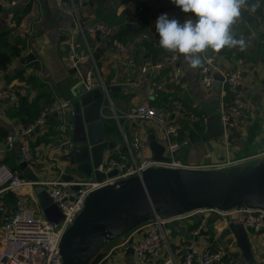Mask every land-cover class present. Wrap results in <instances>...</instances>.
<instances>
[{
	"label": "crops",
	"instance_id": "0c3cea01",
	"mask_svg": "<svg viewBox=\"0 0 264 264\" xmlns=\"http://www.w3.org/2000/svg\"><path fill=\"white\" fill-rule=\"evenodd\" d=\"M171 3L172 0H132L120 5L119 0H93L82 7L80 16L89 22L98 21L99 16H104L110 10H113L115 15L125 17L127 19L125 25L139 24V19L145 15L146 25L137 30V33H123L114 42L93 35H87L85 41L78 32L76 17L69 0H21L14 7L1 9L0 39L5 34V43L15 44L16 40L21 38L25 41L26 47L12 60L6 70H0L4 73L2 81L5 86L17 89L15 97L0 98V126L10 135L26 126L27 121H32L37 112L32 110L21 114V111L32 108L37 103L49 107V100H52L53 104H60L66 100L74 103L86 92L84 77L91 63H80L79 70L76 71L67 67L65 58L71 48L80 53H85L90 48L97 59L98 73L108 88L119 86L110 92V98L118 113L145 99H149L150 102L158 99L157 106L164 99H175L186 109L184 114L176 115V119L185 131L191 127L197 132L194 123L204 126L205 124L201 120L191 122L188 114L194 113L199 117L205 115L209 118L212 115H220L221 99L224 98L223 95L226 96L222 86L220 90L214 87L211 91L202 88L198 75L200 65L190 67L184 58L185 54L177 51L173 52L178 53V63L183 69V76L176 84H167L166 69L150 70L142 75L138 67H133L128 62L130 58H134L138 66L143 63L150 65L161 60L166 54L159 45L155 21L161 13L179 18V10L171 9ZM256 3L262 8V12L258 14L264 19V0H256ZM28 5L31 8L29 13L20 17L21 11ZM16 11H19L17 16L14 14ZM246 15L247 13H240L230 27L234 37H243L245 40L243 50L239 46H225L220 49L222 50L220 53V50L211 48L202 51L217 54L218 63L223 71L237 68L239 61L243 62L240 66L245 75L243 91L247 100V107L241 115L243 130L234 136L229 147L221 137L192 144L181 154V158L187 163L198 165L219 162L225 158L241 160L264 152V28L256 22L257 17L253 16L257 23L254 25V22L246 20ZM185 18L194 17L184 13L183 19ZM143 35H147L148 39H144ZM116 42L125 46L124 53L116 51ZM159 86H162V89H158ZM33 102H36L35 105L29 106ZM105 112L111 114L109 109ZM59 122L58 115L49 117L47 125L28 138L30 148L39 158L37 169L42 176L56 177L66 170L63 168L66 163L62 162L60 157L62 153L53 151L63 142L62 136L55 130ZM133 127L141 130L147 145L146 153L153 156L149 142L150 137H153L162 143L158 129L154 124L145 121H129L125 128L130 132ZM114 134L113 132L110 134L114 145L105 153V157L126 154L127 148L123 138L120 139L121 133L117 137H114ZM5 139L6 137L0 138V164L7 165L21 176L19 167L22 168L24 162L20 152L21 139L16 138L11 151L7 150ZM51 158H57L59 163ZM5 200L7 210L11 212L16 207L18 198L14 193H7ZM2 215L0 212V225L5 220ZM202 219L206 220L202 231L197 236L192 235L194 231L192 227ZM243 219L244 215L240 214L231 220L243 222ZM180 224L190 233V238L170 235L171 244L176 249L214 247L222 249L227 257L234 259L233 264H264V231L258 234L249 232L253 261H246L235 241L220 238L226 223H221V218L216 213L202 212L181 221ZM144 227H139L128 233L126 238L113 242L105 249L97 264H138L134 254L130 255L128 250L124 251L122 244L126 240L142 239L147 231Z\"/></svg>",
	"mask_w": 264,
	"mask_h": 264
},
{
	"label": "built area",
	"instance_id": "2783aa9c",
	"mask_svg": "<svg viewBox=\"0 0 264 264\" xmlns=\"http://www.w3.org/2000/svg\"><path fill=\"white\" fill-rule=\"evenodd\" d=\"M21 0H0V9L14 7ZM76 17L78 32L85 39L87 35L99 36L108 40L114 33V27L98 20L89 22L80 16L82 7L92 3L93 0H69ZM240 13H247L257 17L256 22L264 28V19L258 14L257 8L250 6L245 0H241ZM148 39L147 35H143ZM116 51L124 53L126 48L119 42L115 43ZM163 48V47H162ZM166 50L165 48H163ZM202 63L199 66V82L202 88L211 91L218 82L215 75L220 73L223 76L221 86L224 89V98L221 99L220 120L223 126L221 136L225 145L229 147L231 140L243 130L242 111L247 107V100L243 91L245 75L241 69L242 61L234 69L223 71L218 63L217 54L201 53ZM178 53L165 54L161 60L152 64L137 65L134 58L129 59V65L138 67L142 75L150 70L166 69L167 84H176L183 76V69L178 63ZM90 62L91 66L84 77L85 91L89 92L100 88L104 94V100L100 104V113L104 119H114L120 130L126 145V154L116 157L106 156L97 170L103 173L106 178L102 181L94 177H77L72 181H66L62 172L56 177L41 175L38 171L39 158L30 148L28 138L40 131L47 125L51 116L58 115L60 120V135L63 142L53 151H60L63 145L70 142L69 131L72 128V120L76 115L73 103L70 100L60 104H52L45 108L40 116L26 124L21 130L10 134L5 139L7 150L14 148L17 137L21 139L20 152L24 161L33 169L37 176L34 181L18 176L7 165L0 164V212L5 214V220L0 225V264H62V257L59 252V244L66 228L74 223L76 217L85 206V199L92 191L110 183H116L131 176L141 175L146 169L158 167H187V168H218L245 160H231L225 158L219 162L202 163L193 165L181 158L184 148L192 143L184 127L176 119V115L186 112L181 102L172 101L162 107L153 106L149 99L129 107L128 110L118 113L110 98L109 88L98 73V63L94 52L88 48L85 53L77 52L71 48L66 55L65 63L71 70H79L80 63ZM98 73V74H97ZM4 73L0 71V98L15 97L16 88L5 86ZM158 89H162L159 86ZM109 109L111 114L105 111ZM189 120L195 122L201 120L205 126L208 123V116H197L189 113ZM129 121H145L152 123L161 134L162 145L165 148L164 157L166 160H156L146 153L147 145L143 134L138 127L127 131L126 124ZM62 153V152H61ZM261 154L249 157L254 158ZM59 163L57 158H51ZM248 159V158H246ZM63 162V160H62ZM59 168V165H57ZM117 170L113 177L108 175ZM41 186L48 192L50 198L62 211L64 220L61 224H55L46 219L40 209L34 188ZM77 187L78 189H73ZM7 193H14L18 198L16 207L9 212L6 207L5 196ZM8 211V212H7ZM210 211L216 213L221 221H227L236 215H244L243 223L249 232L258 234L264 231V211L248 209L244 206L231 211L223 212L215 209L199 210L172 219H157L145 225L147 229L145 236L140 240H126L122 247L128 250L133 247L134 256L138 264H233L234 259L227 257L222 249L206 247L204 249L189 247L179 250L173 247L169 233V222L177 220L179 223L193 216ZM206 220L202 219L200 225L193 229L192 235L197 236L203 229Z\"/></svg>",
	"mask_w": 264,
	"mask_h": 264
},
{
	"label": "water",
	"instance_id": "95a60500",
	"mask_svg": "<svg viewBox=\"0 0 264 264\" xmlns=\"http://www.w3.org/2000/svg\"><path fill=\"white\" fill-rule=\"evenodd\" d=\"M246 20L257 25L250 14L246 15ZM145 25V15H142L139 24L127 23L126 27L137 31ZM215 77L218 81L215 89L220 90L223 76L217 73ZM117 88L119 86H111L109 92ZM103 100L102 89L95 88L73 103L76 115L69 131L70 142L61 148V159L67 165L62 174L66 181L77 177L92 176L98 181L106 178L97 168L114 144L100 113ZM186 133L194 145L220 138L223 134L220 115L208 117L203 133L191 127ZM149 147L154 159H167L164 146L153 137H150ZM21 172L22 178L37 179L26 161ZM116 174L114 170L108 177ZM34 192L46 219L61 224L62 211L45 188L37 186ZM241 206L264 211V154L218 168L153 166L141 175L107 184L88 194L83 210L62 235L59 244L62 264H93L113 242L157 219L168 220L207 209L227 212ZM169 233L190 238V233L177 220L169 222ZM220 238L235 241L245 260L253 261L249 231L243 222L227 221ZM127 252L133 255V247Z\"/></svg>",
	"mask_w": 264,
	"mask_h": 264
},
{
	"label": "clouds",
	"instance_id": "9594fccd",
	"mask_svg": "<svg viewBox=\"0 0 264 264\" xmlns=\"http://www.w3.org/2000/svg\"><path fill=\"white\" fill-rule=\"evenodd\" d=\"M182 12L194 18L181 20L161 13L155 21L159 45L167 50L185 54L190 67L201 65L200 53L211 48L245 47L243 37L232 35L230 27L240 15L241 0H172Z\"/></svg>",
	"mask_w": 264,
	"mask_h": 264
},
{
	"label": "trees",
	"instance_id": "16d2710c",
	"mask_svg": "<svg viewBox=\"0 0 264 264\" xmlns=\"http://www.w3.org/2000/svg\"><path fill=\"white\" fill-rule=\"evenodd\" d=\"M132 0H119V4H125V3H128ZM246 3L250 6H253V7H256L257 8V11L258 13H261L262 12V8L261 7H258L257 6V3H256V0H245ZM170 8L171 9H177L179 10V18L181 20H183V14L184 12L181 11V9L175 5L173 2L171 3L170 5ZM30 6L28 5L24 10L21 11V15L20 17H24L26 14L29 13L30 11ZM116 11V10H115ZM19 11H16L14 12V14L17 16L19 15L18 14ZM99 20H102L103 22L109 24L110 26L114 27V33L113 35L108 39L109 42H114L115 40H118L119 39V36L123 33H129V34H134V33H137V31L135 30H131L129 28L126 27L125 25V22H126V18L123 17V16H118V15H115L114 14V11L113 10H110L108 13H106L104 16H99ZM5 34L2 36V38L0 39V70H6L8 68V66L11 64L12 60L19 56L21 54V52L25 49L26 47V43L24 40H22L21 38L20 39H17L15 44H11V43H5ZM4 40V41H3ZM146 43V42H145ZM222 52V50L219 51V53ZM165 53L166 54H171L173 53V51L171 50H165ZM162 99V98H161ZM158 100V99H157ZM156 99L152 100L151 101V104L153 106H156V107H162L164 106L165 104H168V103H171L172 101H175V99H164L162 100V102L160 101V103L158 104V106L156 105L157 104V101ZM36 102H33L32 104H30L29 106H34ZM48 103L50 105L53 104V101L52 100H49ZM161 103H163L161 105ZM101 104V103H100ZM49 105V106H50ZM47 107H43L41 105H39V103H37L34 107L32 108H27L23 111H21L23 113H28L29 111L32 112V110H37L36 112V116L32 119L35 120L36 118H38L41 114V112ZM22 110V109H21ZM21 114L19 113V115L21 116ZM31 120L27 121V124L32 122ZM105 122V128H106V133L108 134H111L112 132L115 133V131L118 132V134H120L119 132V128L117 126V123L114 119H106L104 120ZM61 123L59 122L57 125H56V133H60L59 131V127H60ZM195 127V129L197 130V132L199 133H203L205 130H206V127L200 123H194L193 125ZM8 134V131L6 129H4L3 127L0 126V138L2 137H7ZM192 146V144L190 145ZM190 146L184 148V150H186L187 148H189ZM183 150V151H184ZM126 152V151H125ZM125 154V153H124ZM121 156V155H119ZM118 155H116V157H119ZM19 171L21 172V168L19 167ZM22 174V173H21ZM20 174V175H21ZM12 194V193H11ZM200 221L199 222H196L194 224V226L192 227V229H195L197 228L199 225H200ZM213 237V235H212Z\"/></svg>",
	"mask_w": 264,
	"mask_h": 264
},
{
	"label": "rangeland",
	"instance_id": "374dc122",
	"mask_svg": "<svg viewBox=\"0 0 264 264\" xmlns=\"http://www.w3.org/2000/svg\"><path fill=\"white\" fill-rule=\"evenodd\" d=\"M188 14H190V15H192L193 16V14L192 13H188ZM102 21V20H101ZM117 136H120L119 134H118V132H115V134H114V137H117ZM120 139H122V137H120ZM122 141V140H121ZM61 157V156H60ZM63 168H65V166L63 167ZM8 212V211H7ZM5 214H3L2 215V217H3V219H5ZM172 237V236H171ZM170 237V235L168 236V238H171ZM169 242H171L170 240H169ZM104 254H101L94 262H93V264H97L99 261H100V259L102 258V256H103Z\"/></svg>",
	"mask_w": 264,
	"mask_h": 264
}]
</instances>
